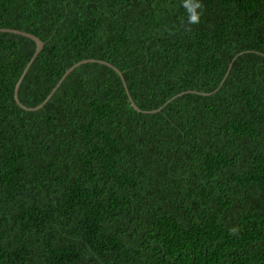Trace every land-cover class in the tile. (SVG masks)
Segmentation results:
<instances>
[{"label":"trees","instance_id":"16d2710c","mask_svg":"<svg viewBox=\"0 0 264 264\" xmlns=\"http://www.w3.org/2000/svg\"><path fill=\"white\" fill-rule=\"evenodd\" d=\"M181 2L0 0V264H264V0Z\"/></svg>","mask_w":264,"mask_h":264},{"label":"water","instance_id":"95a60500","mask_svg":"<svg viewBox=\"0 0 264 264\" xmlns=\"http://www.w3.org/2000/svg\"><path fill=\"white\" fill-rule=\"evenodd\" d=\"M0 31H2V32H10V33L17 34V35H21V36H23V37H26V38L31 39V40H32L33 42H35V44H36V50H35V55H34V56L38 55V54L42 51V49H43L44 43H43L39 38H37V37L34 36V35H31V34H28V33H24V32H20V31H16V30H0ZM33 60H34V57H33V59L31 60L30 63H32ZM89 62H94V61H93V60H87V61H84V62L81 61V62H79V63L73 65V67L69 68V69L67 70V72L64 74L63 79L65 78V76H66L67 74H69V73H70L75 67H77L78 65H80V64H83V65H84L85 63H89ZM30 63H29V64H30ZM29 64H28L27 67H29ZM22 78H23V76L21 77V79L19 80V82L17 83L16 88H15V93H14V99H15V102L20 106V108H22L23 110H26V111H36V110L42 108V106H43L44 104H41V105H39V106H37V107H35V108H33V109H31V108H26V107H24L23 105L20 104V102H19L18 99H17V89H18V87H19V84H20ZM55 89H56V88H55ZM55 89L52 91V93L55 91ZM49 98H50V97H49ZM49 98H47V100H48ZM47 100H46V101H47ZM46 101H45V102H46ZM132 106H133V109H134L135 111H137V112H142V113H143V111H141L140 109L136 108L134 105H132Z\"/></svg>","mask_w":264,"mask_h":264},{"label":"clouds","instance_id":"9594fccd","mask_svg":"<svg viewBox=\"0 0 264 264\" xmlns=\"http://www.w3.org/2000/svg\"><path fill=\"white\" fill-rule=\"evenodd\" d=\"M181 6L185 9V24L190 27L200 23L203 12L202 0H182ZM232 234H236L239 229L231 228L229 230Z\"/></svg>","mask_w":264,"mask_h":264},{"label":"bare ground","instance_id":"6f19581e","mask_svg":"<svg viewBox=\"0 0 264 264\" xmlns=\"http://www.w3.org/2000/svg\"><path fill=\"white\" fill-rule=\"evenodd\" d=\"M93 61H95V60H93ZM92 63H94V62H92ZM102 63V62H101ZM104 64V63H103ZM114 71L116 72V73H118V75L121 77V75H120V73L116 70V69H114ZM129 101H130V105L132 106V105H134V104H132L131 103V100L129 99ZM135 106V105H134ZM133 107V106H132Z\"/></svg>","mask_w":264,"mask_h":264}]
</instances>
